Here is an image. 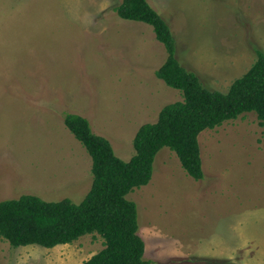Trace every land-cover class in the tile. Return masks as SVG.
<instances>
[{
    "label": "rangeland",
    "instance_id": "1",
    "mask_svg": "<svg viewBox=\"0 0 264 264\" xmlns=\"http://www.w3.org/2000/svg\"><path fill=\"white\" fill-rule=\"evenodd\" d=\"M123 0H0V202L36 196L80 205L92 158L65 125L85 118L128 162L134 139L180 91L156 76L168 54L153 27L124 20ZM176 40V58L227 93L264 54V0H147ZM263 128L247 113L199 136L204 179L162 149L138 206L150 264H264ZM105 247L87 235L54 249H15L0 264H83Z\"/></svg>",
    "mask_w": 264,
    "mask_h": 264
},
{
    "label": "trees",
    "instance_id": "2",
    "mask_svg": "<svg viewBox=\"0 0 264 264\" xmlns=\"http://www.w3.org/2000/svg\"><path fill=\"white\" fill-rule=\"evenodd\" d=\"M115 11L120 18L145 23L168 54L156 76L180 91L183 101L165 106L154 124L143 125L134 139L135 155L125 162L110 142L96 135L89 122L76 114L65 125L92 158L93 184L80 205L66 199L46 202L36 196L0 202V238L11 247L54 249L71 245L87 235L104 239L105 247L83 264H150L139 235L138 206L127 199L150 184L159 152L168 148L186 173L204 179L199 136L247 113H256L264 130V54L258 52L250 70L227 93L206 88L194 72L176 58V40L166 21L147 0H123ZM264 147V131H263Z\"/></svg>",
    "mask_w": 264,
    "mask_h": 264
}]
</instances>
